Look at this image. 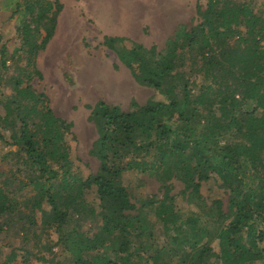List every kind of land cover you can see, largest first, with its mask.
I'll use <instances>...</instances> for the list:
<instances>
[{"label":"trees","instance_id":"obj_1","mask_svg":"<svg viewBox=\"0 0 264 264\" xmlns=\"http://www.w3.org/2000/svg\"><path fill=\"white\" fill-rule=\"evenodd\" d=\"M23 1L17 27L21 45L10 55L4 46L0 48V82L6 79L11 90L7 95L0 92V142L9 147L5 157L11 156L15 164L0 178V230L15 224L26 232L38 229L35 212L39 210V234L53 228L56 245L73 256V264H171L161 251L145 255L144 249L151 244L134 241L152 235L154 224L145 219L149 208L169 234V255L182 253L176 264H211L212 258L220 264L261 260L264 13L253 10L246 0H205L203 8L196 3L194 24L176 26L160 60H153L154 45L146 48L133 42L130 49L116 52L133 78L164 100L149 99L142 105L132 101L128 110L96 101L89 119L96 126L97 138L89 153L97 158L98 167L81 178L72 173L65 139L73 135L71 122L55 115L45 94L30 85L33 76L41 77L35 56L52 37L61 5L56 0ZM121 40L105 36L103 43L114 49V43ZM8 69L11 73L4 75ZM195 74L205 82L193 93L198 85ZM195 122L203 123L202 136ZM226 134L232 139L222 143L219 137ZM129 170L179 179L184 190L198 199L201 181L215 174L228 196L226 210L222 200L215 199L213 212L207 211L215 217L217 230L212 234L198 216L182 218L164 179L160 199L149 196L136 206L121 181ZM90 187L95 188L94 202L85 196ZM96 218L100 224L94 234L81 232V222ZM212 236L218 240L217 253L202 243ZM36 243L38 250L55 254L46 240L36 237ZM16 255L11 252L5 264ZM37 258L55 263L42 255Z\"/></svg>","mask_w":264,"mask_h":264},{"label":"rangeland","instance_id":"obj_2","mask_svg":"<svg viewBox=\"0 0 264 264\" xmlns=\"http://www.w3.org/2000/svg\"><path fill=\"white\" fill-rule=\"evenodd\" d=\"M49 1L53 3L54 0ZM246 1L251 2L253 10L264 13V0ZM56 2L61 8L56 15L53 35L45 48L39 50L35 56L36 67L41 77L33 76L30 85L35 91L45 94L48 105L55 115L71 122L73 135L72 137L66 135L65 139L72 173L85 178L95 173L98 167L97 158L89 153L97 138L96 126L89 119L91 107L96 101L102 100L107 104L118 105L122 110H128L131 109L132 101L142 105L149 99L164 100V97L153 88L137 82L116 52L130 49L133 42L146 48L154 45L156 55L153 60H160L171 45L176 26L189 22L194 24L196 3L199 2L203 8L205 0H56ZM23 6V0H0V48L4 46L6 55H10L21 45L17 27L22 21ZM25 19H28V16ZM41 32L43 35V31ZM105 36L123 40L116 41L112 49L103 43ZM187 62L186 60L185 68ZM7 64H10V61L7 60ZM11 71L8 69L4 75H9ZM193 80L198 84L195 89L193 88V93H196L199 85L205 81L200 74H195ZM10 91L7 80L1 81L0 92L7 95ZM213 109L217 111L216 105ZM194 127L197 134L202 136L205 131L203 123L199 125L195 122ZM219 138L222 143L232 139L230 134ZM8 150L9 147L0 142V174L3 175H0V178L8 174L9 168L15 166L11 156L5 157ZM162 179L170 186L169 194L174 197V207L180 216L182 218L190 214L198 216L207 230L214 234L218 224L214 221L215 217L207 215V211L213 209L215 199H221L222 209L226 210L228 200L219 178L211 174L208 180L201 181V198L198 199L189 194L188 190H184V184L173 177L164 178L154 172L142 173L137 170L125 171L121 177L122 184L136 206L149 196L154 195L157 199L162 197ZM30 194L31 191L27 196ZM85 196L89 202L97 200L95 188L90 187L86 190ZM18 199L21 200L20 197ZM41 214L39 210L35 212L38 229H29L26 232L22 230L21 224L2 226L0 264H5L11 252L17 255L8 264H49L38 259L37 255H42L47 260L52 259L54 264H73V256L61 250L60 245H56L57 234L53 228L46 230L43 236L39 234L42 227ZM145 216L147 221L154 224L152 235L150 237L143 235L140 240L137 238L132 240L143 246L146 243L152 245L144 249L145 255L161 251L165 261L176 264L178 256L182 255L181 251L178 250L171 257L169 254L172 249L167 236L169 234L164 230L163 224L149 208ZM180 221L179 218L178 222ZM99 224V218L95 221L87 219L81 222L80 230L91 236L97 231ZM245 234L244 231L243 236L246 240ZM36 237L51 244V250L55 254L50 255L43 249L38 250L40 247L39 243L35 244ZM202 243L207 244L213 252H218V240L215 237L212 236L210 240L205 237ZM258 246L263 257L255 261V264H264V238L259 241ZM211 261V264H220L215 258Z\"/></svg>","mask_w":264,"mask_h":264}]
</instances>
